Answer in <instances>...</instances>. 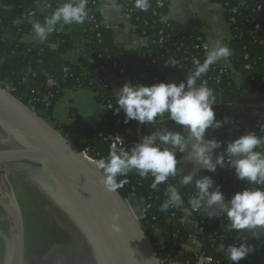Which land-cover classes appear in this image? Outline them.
I'll list each match as a JSON object with an SVG mask.
<instances>
[{"label":"trees","instance_id":"1","mask_svg":"<svg viewBox=\"0 0 264 264\" xmlns=\"http://www.w3.org/2000/svg\"><path fill=\"white\" fill-rule=\"evenodd\" d=\"M214 1L223 6L229 3L230 7H238V13L234 15L236 23L231 25L226 39V44L233 50V55L226 63L221 61L212 65L209 72L197 81V85L201 81H207V86L214 90L216 104L213 105V110L216 119L223 121L224 117H227L230 121L220 129H209L206 132L207 139L223 142L220 149L223 152L227 142L232 140L233 122L237 120L239 113L248 121L247 126L251 132H255L258 137L264 136L263 127L258 130L253 127L256 120H261L264 125L262 106L264 87H261V78L264 77V44H261L264 40V0H249L242 8H239L238 0ZM39 2L40 0H0V88L15 89L12 92L13 96L28 105L30 97L43 99L50 91L49 82L55 81L57 85L53 91L56 98L50 112L43 116L47 121H52V112L60 88L68 87L76 90L92 88L95 79L94 70L104 69L114 77H128L134 84L138 82L151 85L166 82L170 75L180 76L182 82L186 79L182 76L186 74L187 77L188 72L194 70L193 59L198 58L202 63L207 53L206 39L202 34L184 33L172 22L170 28L164 25L162 18L167 17V4L164 3L161 8L157 7V0H149L150 8L147 12L136 9L134 2L129 0L122 3L124 12L132 19L134 33L148 40V45L144 48L125 51L113 42L111 33L104 28L97 1L93 13L91 12L94 19H90L92 15L89 13V19L85 22L87 48L92 56V65L82 59L75 62L69 59L72 51L69 35L58 32L57 27L45 42L40 43L33 39L34 33L28 18L31 16L32 19L43 23L45 17L54 11L47 9L44 13L37 12L36 6ZM258 7H262V12L258 11ZM87 8L89 11L88 6ZM227 9L225 8V14L228 23L230 14ZM97 24L100 25L98 29ZM257 25H260V30L254 32ZM246 57L249 59L245 60ZM172 60L180 64L166 67L167 62ZM248 64L252 66L251 69H246ZM225 65L230 66V69H226ZM65 68L71 70L67 77L63 73ZM120 70H124L125 74H120ZM220 70H224V74L216 83L213 79L219 75ZM230 73L244 79V83L239 86L236 81L230 80ZM96 99L103 106H112L111 110L106 111V121L103 125H91L87 122H69L64 126L51 125L93 160L107 158L111 150V143L107 140L110 133H119L123 136L126 141L123 147L128 150L139 141L138 138L142 139L143 136L165 125V122L143 125L134 120L125 124L123 112L115 113L118 105L111 88L96 92ZM257 150L264 151V148ZM203 175L211 176L216 184L221 186V191L228 199L235 192L242 191L246 187V183L238 180L234 170L228 166L223 169L218 167L216 173L199 174V176ZM179 178V175L169 177L166 183L153 189L150 186L153 179L151 176L142 179L132 172L126 177L128 183L118 189L125 201L136 199L141 203L140 224L154 250L159 242L157 231L161 232L170 245L179 246L187 238V231L182 225L172 220L173 215L175 219L184 216L182 207L171 208L167 212L160 211V206L166 198L168 184L179 188L184 209L193 210L189 199L195 192L194 184L181 186ZM117 179H125V177ZM131 201L129 204L132 206L134 203ZM192 217L202 222L197 213L192 212ZM223 222L224 224L217 220L212 226L206 227L201 240L207 255L215 256V250L209 243L210 239H216V245H224L226 248L228 245L254 244L246 230H229L227 224L230 222L226 217Z\"/></svg>","mask_w":264,"mask_h":264},{"label":"clouds","instance_id":"2","mask_svg":"<svg viewBox=\"0 0 264 264\" xmlns=\"http://www.w3.org/2000/svg\"><path fill=\"white\" fill-rule=\"evenodd\" d=\"M89 0H67L60 4L44 22L28 18L34 33L33 39L45 42L49 35L56 31V26L84 24L89 19L87 8ZM113 3V7H116ZM50 7V6H49ZM134 7L147 12L149 0H134ZM233 55V50L220 40L208 47L206 56L201 63L194 58V70L188 72L185 80L179 84L159 82L151 85L141 83H126L115 94L118 107L125 117L124 123L137 121L140 124H159L171 121L180 129L187 131V136L181 131L159 129L145 135L130 149L125 150L121 137L112 141L113 146L107 158L94 161L93 165L101 176V183L109 192H116L128 183L126 177L135 172L142 179L151 176V187L157 189L166 183L169 177L180 176L179 185L194 184L195 192L189 199L194 209L207 210L208 217H226L229 230L254 231L264 228V136L255 132L242 134L227 142L223 152L220 149L223 142L217 139H206L209 129H220L230 123L225 118L217 120L213 105L216 104L214 90L207 86V81H197L206 75L210 67L227 60ZM180 63L176 60L167 62V66L175 67ZM111 107V106H109ZM264 131V129H262ZM186 154L194 165L191 172L181 176L178 171L177 153ZM226 166L234 170L235 177L246 183L242 191L235 192L225 199L221 186L209 175L199 176V171L215 173L217 168ZM118 177L125 179L118 180ZM247 185H253L249 188ZM183 197L177 186L167 185L166 198L160 206V211L167 212L171 208H179ZM119 214L112 217L111 228L119 233L122 229L117 223ZM254 249L249 244L228 245L227 260L238 264ZM211 259V258H209Z\"/></svg>","mask_w":264,"mask_h":264},{"label":"water","instance_id":"3","mask_svg":"<svg viewBox=\"0 0 264 264\" xmlns=\"http://www.w3.org/2000/svg\"><path fill=\"white\" fill-rule=\"evenodd\" d=\"M0 169L13 164L40 167L51 184L43 192L71 222L91 252L92 264H158L140 220L118 190L107 191L94 161L27 105L0 88ZM8 181V177L5 176ZM0 193V208L11 221L4 235L3 264H26L23 211L12 188ZM119 214V233L111 228Z\"/></svg>","mask_w":264,"mask_h":264},{"label":"crops","instance_id":"4","mask_svg":"<svg viewBox=\"0 0 264 264\" xmlns=\"http://www.w3.org/2000/svg\"><path fill=\"white\" fill-rule=\"evenodd\" d=\"M99 4V13L102 18L103 26L112 35L113 42L125 51L141 49L148 45L146 39L138 37L134 33L132 19L127 15L122 3L127 0H97ZM167 4V20L176 24L184 33H199L205 39L206 51L208 47L216 40L222 41L226 44V39L229 35V27L226 21V14L224 6L214 0H162ZM67 2V0H40L36 9L43 12L47 9H56L60 4ZM113 3L117 5L113 7ZM50 6V7H49ZM1 7V6H0ZM57 31L68 34L72 45V51L69 59L72 61L85 60L92 65V56L87 48V26L86 24H71L57 26ZM226 63L227 60L222 61ZM94 82L90 89H71L68 87L60 88L53 112L52 121L54 125L64 126L69 122H87L91 125H103L106 121V109L99 104L96 99V92L100 91V87L95 83L96 71L94 70ZM186 78V74L182 76ZM110 88L115 94L126 83H133L128 77L119 78L111 77ZM181 82L180 76L170 75L165 83ZM51 86L56 87L55 81L50 83ZM264 107V103H262ZM165 125L161 129L171 131H181L187 136L186 130H180L178 126L167 121L165 117ZM239 136L231 133V139L234 140ZM207 139V138H206ZM178 155V171L181 176L188 174L194 168L186 157V154L177 153ZM207 171H199L200 173ZM217 172V170H216ZM215 172V173H216ZM180 177V176H179ZM225 199L228 197L224 194ZM133 211L140 219L142 216L141 203L133 199ZM183 205V204H182ZM193 210L201 217L202 223L211 225L219 219V217L209 218L207 210L194 209ZM5 214L0 210V264L4 261L5 241L2 236L6 235ZM194 228L188 229V232H194ZM247 234L253 239L254 244L252 248H260L263 252L264 261V228H257L254 231L246 230ZM189 243H185L188 246Z\"/></svg>","mask_w":264,"mask_h":264},{"label":"built area","instance_id":"5","mask_svg":"<svg viewBox=\"0 0 264 264\" xmlns=\"http://www.w3.org/2000/svg\"><path fill=\"white\" fill-rule=\"evenodd\" d=\"M131 2H134V0H129ZM249 0H238L239 2V8H242L246 2ZM164 1L162 0H157L156 6L157 7H163L164 6ZM97 5V0H89L88 2V7H89V13H93V8L94 6ZM228 8L227 10L229 11L230 14V19L228 21V27L230 29L231 25H234L236 23L235 16L238 13V7L236 6H229V3H226L224 6V9ZM46 11V10H45ZM39 12V13H44ZM258 11L262 12V7H258ZM91 13L90 19H94L93 14ZM127 14V13H126ZM128 15V14H127ZM162 21L164 25L167 26V28H170V21L167 20V17H163ZM100 25H96V28L98 29ZM260 30V25H257L254 29V32H257ZM163 33V32H161ZM147 40V39H146ZM148 41V40H147ZM163 40H161L162 43ZM261 44H264V40L261 42ZM175 45H179V43H175ZM249 58L246 57L245 60H248ZM260 61V60H259ZM223 63V62H221ZM230 66L225 65L226 69H230ZM251 65H247L246 69H251ZM210 70V69H209ZM96 71V81L95 83L100 87V90L102 89H108L110 88V81L109 79L113 77L112 74L108 73L104 69L101 70H95ZM71 72L69 68H65L63 73L67 77V75ZM209 72V71H208ZM120 74H125L124 70H120ZM224 74V70L219 71V75L213 79L214 82L218 83L220 81L221 75ZM229 79L232 81H236L239 86H241L244 83V79L240 78L236 74H229ZM255 78L253 77L252 80ZM157 81V79H155ZM51 80L49 82V89L50 91L46 96L43 97L41 100H37V98L30 97L28 107L31 111H34L36 114L41 116L44 120L47 121L46 116L50 112V108L53 105V102L56 98V95L53 91L55 88L54 86H51ZM261 87H264V77L261 78ZM6 90L9 94L13 95L12 92L15 91V89ZM111 105L103 106L106 111H109L112 109ZM227 117H224V119ZM48 122V121H47ZM234 128L231 131V133H234L237 136H240L242 134H247L250 131V128L247 126L248 121L245 119V117L239 113L238 118L235 122H233ZM253 127L258 130L261 127L264 128V125L262 124L261 120H256L253 123ZM121 137L123 140V145H117V147L124 146L125 144V139L123 136H121L119 133H110L109 136L107 137V140L111 143V150L113 146V139L116 137ZM141 138H138L140 140ZM86 155L87 153L84 152ZM182 207V213L183 217L179 219H175V216L173 215V221H177L178 224H181L182 227L187 231V238L185 241H183L179 246L177 245H170L167 243V241L164 239L162 236L161 232L157 231V238L159 239L157 248L155 249V254L157 257L158 264H232V262L227 260V253H226V247L224 245H216V239H210L209 243L211 244V247L215 250V256H209L207 253L204 251V244L201 238L205 234V230L207 226H212L211 225H206L202 222H199L198 220L194 219L192 217V212L196 213L194 210L190 211L188 209H184V206L181 205ZM149 209V207H147ZM223 224L224 216L219 217V219ZM142 226V225H141ZM143 228V227H142ZM194 228V232H188V229ZM144 230V229H143ZM228 230V229H227ZM176 237V236H175ZM189 243L188 246H185V243ZM247 245V243H245ZM251 247L253 245H250ZM263 252L260 248H256L253 252H251L245 259H242L241 261L238 262V264H264L263 261ZM211 258V259H209Z\"/></svg>","mask_w":264,"mask_h":264},{"label":"flooded vegetation","instance_id":"6","mask_svg":"<svg viewBox=\"0 0 264 264\" xmlns=\"http://www.w3.org/2000/svg\"><path fill=\"white\" fill-rule=\"evenodd\" d=\"M4 139L0 132V141ZM15 165V164H14ZM21 166L18 179L21 181V190L29 197L28 202L35 208L34 215L38 222L35 228L34 243L28 247L33 252L31 258L27 257L28 248L26 245V264H92L91 252L80 236V233L73 227L71 222L57 208V206L43 192L41 185L51 184L47 174L38 166L32 164H16ZM5 177L3 182L0 179V193L10 195L12 189ZM18 201L21 203L18 193L12 186ZM22 209V206H21ZM5 214V212L0 208ZM6 235H10L11 221L5 214ZM5 243V242H4Z\"/></svg>","mask_w":264,"mask_h":264},{"label":"rangeland","instance_id":"7","mask_svg":"<svg viewBox=\"0 0 264 264\" xmlns=\"http://www.w3.org/2000/svg\"><path fill=\"white\" fill-rule=\"evenodd\" d=\"M50 125L55 126L53 122L48 121ZM21 166H17L16 164L14 165H8L6 167H3L2 169H0V179L3 182V178L5 176L8 177V182L10 184H12V186L15 188L16 192L18 193V196L20 198V200L22 201L21 206H22V211H23V215H24V221H25V229H26V245L27 248L30 247L33 243H34V239H35V231H39L36 230V228H41L43 227V225L41 227L38 226V222L36 220V215L33 213L35 208L31 207L30 203H32V200H28L29 197L28 194L26 192H23V190H21L22 184L21 181H19L18 179V173ZM131 200L129 199L127 202L129 203ZM133 203V201H131ZM130 205V204H129ZM131 206V205H130ZM131 208H133V205L131 206ZM35 215V216H34ZM35 228V231L33 232ZM33 252L31 251L30 248H28V252H27V257L31 258V254Z\"/></svg>","mask_w":264,"mask_h":264}]
</instances>
